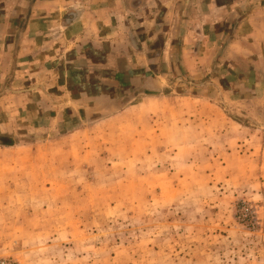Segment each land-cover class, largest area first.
Instances as JSON below:
<instances>
[{"label":"rangeland","instance_id":"obj_1","mask_svg":"<svg viewBox=\"0 0 264 264\" xmlns=\"http://www.w3.org/2000/svg\"><path fill=\"white\" fill-rule=\"evenodd\" d=\"M213 49L107 110L0 82V264H264V41Z\"/></svg>","mask_w":264,"mask_h":264},{"label":"crops","instance_id":"obj_2","mask_svg":"<svg viewBox=\"0 0 264 264\" xmlns=\"http://www.w3.org/2000/svg\"><path fill=\"white\" fill-rule=\"evenodd\" d=\"M238 38L264 41V0H0V82L25 100L35 82L50 111L107 110L126 87L162 89L174 59Z\"/></svg>","mask_w":264,"mask_h":264}]
</instances>
